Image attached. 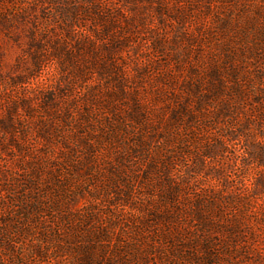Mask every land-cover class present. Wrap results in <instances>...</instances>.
Returning <instances> with one entry per match:
<instances>
[{
  "label": "rangeland",
  "instance_id": "obj_1",
  "mask_svg": "<svg viewBox=\"0 0 264 264\" xmlns=\"http://www.w3.org/2000/svg\"><path fill=\"white\" fill-rule=\"evenodd\" d=\"M0 264H264V0H0Z\"/></svg>",
  "mask_w": 264,
  "mask_h": 264
}]
</instances>
